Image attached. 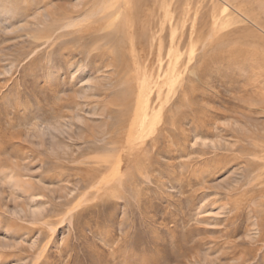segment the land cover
<instances>
[{"label":"rangeland","instance_id":"obj_1","mask_svg":"<svg viewBox=\"0 0 264 264\" xmlns=\"http://www.w3.org/2000/svg\"><path fill=\"white\" fill-rule=\"evenodd\" d=\"M183 1L0 0V264H264V32Z\"/></svg>","mask_w":264,"mask_h":264},{"label":"bare ground","instance_id":"obj_2","mask_svg":"<svg viewBox=\"0 0 264 264\" xmlns=\"http://www.w3.org/2000/svg\"><path fill=\"white\" fill-rule=\"evenodd\" d=\"M223 4L217 5L218 7H221V12L223 14H221V12L218 11V16L220 17L219 20H217L218 25L221 24V22L223 23V21L225 20L226 17H233L235 20H237V22L239 21H251L253 23L254 26L258 27L259 29H261L262 32H264V0L262 2H260L259 5H257L255 2H257V0H221ZM104 10L108 9L109 7H111L110 11L107 12L108 16L104 17L103 21V27L105 30H112V29H116L119 34L121 33H127L129 34V37L135 38L137 37L138 34V40L142 39L143 36H145V38L147 37V29H148V25L149 23H143V22H139V23H135V21L132 18V14H134L133 11H140L147 8L151 9L157 6H163L164 10L166 11L165 13V21L170 25V27L172 25L175 24H179L181 22L184 23L190 19L189 15L187 13H185L184 11V6H182L183 10L179 11V5L180 3H183V0H104ZM177 3V4H176ZM114 9V10H113ZM160 9V8H159ZM181 9V8H180ZM103 11V9H101ZM100 10V11H101ZM109 10V9H108ZM107 10V11H108ZM150 11V10H149ZM156 11V10H155ZM174 11V12H173ZM76 12V11H75ZM147 12V11H146ZM177 12V14H176ZM228 12V14L226 15L225 13ZM105 13V12H104ZM95 15H98L97 13ZM101 15V14H99ZM174 15V16H173ZM224 17H223V16ZM69 16V15H68ZM148 16V15H147ZM151 16V15H150ZM153 17V16H152ZM91 18V17H90ZM97 18V17H94ZM98 20V19H97ZM148 20V19H146ZM197 20L198 17L197 15L194 17V21H193V30L192 33H198V30H196V24H197ZM245 20V21H244ZM101 21V20H100ZM145 21V20H144ZM88 22V21H87ZM146 22V21H145ZM149 22V21H147ZM157 22V21H156ZM162 22V21H161ZM70 24L68 25V27H73L75 26L76 23H72L69 22ZM91 23V22H90ZM163 23V22H162ZM225 26L227 27L229 25V23H227L226 21H224ZM151 24V23H150ZM154 25V23H153ZM165 25V24H163ZM99 26V25H96ZM181 26V25H180ZM93 27V26H92ZM102 27V28H103ZM133 27H138L136 29H133ZM152 27V26H151ZM150 29H153V27ZM164 27V26H163ZM225 27V28H226ZM99 28V27H98ZM172 28V27H171ZM164 29V28H163ZM174 29V28H173ZM178 29V28H177ZM151 31V30H150ZM227 32V31H226ZM96 33V32H95ZM117 33V32H116ZM92 34V33H91ZM143 34V35H142ZM182 34L184 35V32H182ZM45 35V34H44ZM117 35V34H116ZM175 35L176 32L173 30L172 31V38H171V42L173 40H175ZM261 35V34H258ZM122 36V35H121ZM179 36V35H178ZM111 37V36H110ZM182 37V35H181ZM95 38V37H94ZM164 36L162 35V33L160 32L158 36H155V39L158 40V44H159V53L161 54L162 51V42L164 40ZM51 39V38H50ZM49 39V40H50ZM114 39V38H113ZM96 40V39H95ZM94 40V41H95ZM112 40V39H111ZM179 40H181V38H179ZM93 41V40H92ZM114 41V40H113ZM121 41V40H120ZM106 42V41H105ZM115 42V41H114ZM116 43V42H115ZM184 43V42H183ZM121 44V43H120ZM173 45V42H172ZM112 46V45H111ZM115 46V45H114ZM108 48V47H107ZM109 49V48H108ZM178 49V48H177ZM182 52V51H181ZM176 53V52H175ZM183 53V52H182ZM253 53H258V52H253ZM258 55V54H257ZM173 60V59H172ZM171 60V62H172ZM176 61H174L175 65L171 63V65H174V68H170L173 69L175 76H172L174 78V80H171L168 84L170 85V88L174 87L179 83V79H180V70L181 67L180 63L178 66V62L180 60V56H176L175 58ZM170 63V62H169ZM168 63V64H169ZM160 64V63H159ZM165 64V63H164ZM170 65V66H171ZM183 65V64H182ZM159 66V65H158ZM162 67V66H161ZM158 69V68H157ZM154 70V69H153ZM159 71V70H158ZM152 72V71H151ZM169 72V71H168ZM178 74V75H176ZM181 74V73H180ZM148 75V74H147ZM169 75V74H168ZM167 75V76H168ZM177 76V77H176ZM162 77H160L161 79ZM153 79V78H152ZM166 79V78H165ZM170 79V78H169ZM151 83L157 84V82H150L148 83V85L146 86V91H147V97H144L145 100V104L142 107V110L139 114L140 118L138 119V123L140 125V127L143 126H148L147 123H149L150 120V113L148 111V108L150 106L149 104V98H150V93L152 90V86L150 85ZM166 83V82H165ZM136 84V83H135ZM140 85V84H139ZM153 85V84H152ZM165 86V85H164ZM156 87V86H155ZM136 88V87H135ZM179 88V87H178ZM143 89V88H142ZM172 91V90H171ZM159 92V97H160V92L161 90H158ZM176 92V91H175ZM126 96V95H125ZM157 96V95H155ZM161 98V97H160ZM152 99V98H151ZM155 99V98H154ZM158 99V98H157ZM162 99V98H161ZM156 100V99H155ZM144 102V101H143ZM163 102V101H162ZM153 106V105H152ZM161 109H162V105L160 106V108H158V111L156 112V114L154 115L153 119L157 118L161 113ZM154 110V109H153ZM157 115V116H156ZM161 117V116H160ZM151 124V122L149 123ZM111 140V139H110ZM115 140V139H114Z\"/></svg>","mask_w":264,"mask_h":264}]
</instances>
